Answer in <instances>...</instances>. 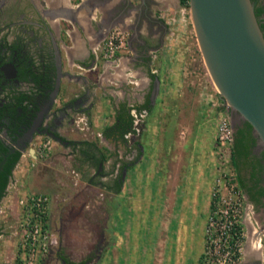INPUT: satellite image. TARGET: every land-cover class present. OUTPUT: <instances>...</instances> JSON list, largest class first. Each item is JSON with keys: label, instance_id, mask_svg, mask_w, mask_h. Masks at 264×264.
I'll return each mask as SVG.
<instances>
[{"label": "crops", "instance_id": "crops-1", "mask_svg": "<svg viewBox=\"0 0 264 264\" xmlns=\"http://www.w3.org/2000/svg\"><path fill=\"white\" fill-rule=\"evenodd\" d=\"M32 1L34 28L42 29L41 21L46 22L53 35L60 38L64 72L54 106L86 95L75 108L79 131L86 125L92 130L93 135L84 139L96 141L99 132L113 124L116 104H126L133 94L148 90L147 71L159 70V91L148 113L140 119V155L124 166L119 191L109 182L108 246L98 264H197L219 159L215 114L220 96L211 86L213 99L199 102L193 96L190 101L189 96L188 101L181 100L180 91L174 92L173 86L167 85V77L175 78L174 72H167L165 77L160 66L151 64L168 34V22L162 12L180 1ZM115 26L129 32L130 55L102 60L104 38ZM92 57L96 64L88 67ZM124 58L144 64L146 72L133 67L130 72H119L117 66L120 70L126 67ZM131 74L143 80L144 89L129 84L126 88L108 86L110 82L123 85L126 80L136 81ZM120 76L123 77L118 79ZM166 111L169 115H165ZM104 141L108 152L112 151L109 142ZM15 174L21 178L26 170L16 169ZM20 184L21 180L19 186L8 188L0 200V264L16 262L20 214L17 199L32 191Z\"/></svg>", "mask_w": 264, "mask_h": 264}, {"label": "flooded vegetation", "instance_id": "flooded-vegetation-1", "mask_svg": "<svg viewBox=\"0 0 264 264\" xmlns=\"http://www.w3.org/2000/svg\"><path fill=\"white\" fill-rule=\"evenodd\" d=\"M33 8L32 0H0V142L6 148L3 158L17 150L22 152L38 137L49 135L53 139V146L60 144L69 150V163L74 166V153L78 148L73 149L72 144L84 138L70 134L80 130L75 122V108L86 99V95L54 106L64 72L60 38L53 35L46 22L41 21L42 29L34 28ZM95 64L92 57L87 65L92 67ZM133 64L134 68L146 72L144 64ZM147 73L150 78L149 89L133 94L126 104L121 102L124 104L123 110L127 108L134 117L133 128L126 132L123 143L116 142V139L110 141L102 135L112 145L114 154L108 159L111 161L107 168L101 162L98 163L96 170L92 171L93 178L104 169L109 173L101 178L109 179L114 184L120 166L132 163L140 155L142 148L135 138L140 133L137 125L155 100V97H151V91L154 78L159 77V70L149 69ZM138 79L140 82H134L136 88L144 89L141 85L143 80ZM118 104L114 122L117 121L116 115L122 111ZM89 128L88 125L83 127ZM250 148L248 157L241 158L238 177L243 182L241 184L238 180V183L245 198V208L249 207L257 218H247L245 214L242 218L249 235L244 255L254 256L257 261H244L243 264H264V146L255 136ZM92 150L95 149L90 148ZM80 154L84 153L80 151ZM117 156L122 158L123 163L122 160L115 163ZM80 182L83 184H79L80 188L76 192L59 201L58 214H48L49 226L57 238L49 252L59 264H98L108 246L107 211L104 217H97L95 214L98 209L95 210L93 203L92 213L88 211L94 194L105 187L90 180L80 179Z\"/></svg>", "mask_w": 264, "mask_h": 264}, {"label": "rangeland", "instance_id": "rangeland-1", "mask_svg": "<svg viewBox=\"0 0 264 264\" xmlns=\"http://www.w3.org/2000/svg\"><path fill=\"white\" fill-rule=\"evenodd\" d=\"M162 14L168 22L167 24L169 26L168 27L169 29H168V34L166 35L164 39L163 47L160 48V50L157 53L158 56H155L151 62L152 66L154 65L160 66L165 77L168 74L167 72L169 71L174 72L175 78L167 77V80H168L167 85L173 86L172 89L176 90L174 92L180 91L179 98H181V100L183 99V100L188 101L189 96H191L190 101H193V96H194L198 98L197 100H199V102L208 100V98H212V99L215 98L214 95L211 94L213 91L211 86H214L216 89L217 87L215 86L210 76V73L204 62L201 50L199 48L198 40L195 34V30H194V26H193V22L191 18L189 3L186 5H182L180 2H176L174 6H170L166 10H163ZM121 29L124 30L123 28ZM124 32H125V38L127 41V45L124 48H122L119 52H117L116 56L113 58H104L101 52L102 60L104 59L106 60L116 59L117 60L119 56L122 54L130 55V49L128 46L129 32L127 30H124ZM124 61H126L125 62L126 67L120 70V66L119 67L117 66V70H119V72H122L123 70H125L126 72L132 71V69L134 68L133 63L138 62L130 58H127V59L124 58ZM129 76H132L133 80L140 82V80L138 79L139 77L137 75L133 76L131 74ZM122 77L123 76H120V78L118 77V79H121ZM125 82L126 83L123 84L124 86L117 82H110L108 86H112L114 88H119V87L126 88L125 86H127V84L136 86V84L134 83L135 81L128 83V81L126 80ZM181 91H183L182 95H181ZM222 100L223 98L220 97V102ZM219 108L220 106L218 105V102H217V110L215 114L216 125L218 122ZM196 111L198 112L199 110H196ZM169 113L170 112L167 113L166 111L165 115H169ZM243 121L244 120L240 116H238L235 110H233L232 117H231V124L233 128V132L238 126L242 125ZM137 126L140 127L139 124ZM91 131H92L91 128L83 129L82 131H79L77 129L76 131L72 132L70 136L77 137V138H83L84 136L93 135ZM139 135L140 133L136 135L137 139H139ZM97 137L99 139L97 138L96 141L99 143V145L102 148L106 147L104 145L105 144L104 140L106 139L102 137L101 132H99V135H97ZM101 138H103L104 140L103 139L101 140ZM108 145L112 148V145L110 143ZM216 145L218 149L219 145L217 142H216ZM222 149L224 150L225 148L222 147ZM226 151L228 152L226 154H227V157L229 158V155H228L229 148L224 150V153ZM220 153H221L220 150L216 151L217 156L220 155ZM228 158L226 160H224V158L223 160L218 159V162H216L215 164V174L213 177V184L211 188V199H212V193L215 190L214 187L216 186L217 177L219 175H222L223 170L227 169L230 166ZM69 159H70L69 150L65 146H62L60 144L54 145L52 153L46 159L37 162L32 167H29L28 169H26V175L24 174V176H22L21 178L19 177L22 184H24V187H28L32 191L46 192L49 195L50 197V209H49L50 216H52V214L53 215L58 214L59 205H60L59 201L63 197L72 195L74 192H76L80 188L79 184H83L80 182V179H82L81 173L77 171V169H75V167L69 163ZM109 163L110 162L107 158L106 161L102 163V165L103 167L107 168ZM232 168H233V171L235 170L234 172L238 176V172L236 168H234L233 165H232ZM89 170L94 171L96 170V167L95 166L89 167ZM238 190H239V196L241 197V200H242L241 220L244 217V214H245V217L247 216V218H250V216H252V218L253 217L256 218L255 215H253V212L249 209V207L245 208V198L242 195L240 186L238 187ZM90 192H92V190H90ZM107 199H108L107 189L103 188L100 190L99 193H95L94 196L92 197V201H90L91 203L89 204L88 211L92 213L91 208H92V203H93L95 210L98 209L95 215L97 217L101 216L100 218L104 217V213L106 212V208H107L106 207ZM206 220H207V217H206ZM206 224L207 223L205 221L202 251L204 249V244L206 241V236H205ZM244 230H245V238H244L243 248H242L240 258L236 261L229 262V264H233V263L236 264L238 261H241L240 263L243 264L244 261L252 262L255 260L254 256L248 257L244 255L246 238L247 236H249L245 225H244ZM202 251L200 253L199 258L197 259V264H200ZM103 254H105V252H103ZM256 261L257 259L255 260V262ZM36 264H59V263L55 262L54 258H52V253L48 252L45 256L39 258Z\"/></svg>", "mask_w": 264, "mask_h": 264}, {"label": "built area", "instance_id": "built-area-1", "mask_svg": "<svg viewBox=\"0 0 264 264\" xmlns=\"http://www.w3.org/2000/svg\"><path fill=\"white\" fill-rule=\"evenodd\" d=\"M126 45L124 30L119 27L110 28L103 41L102 56L113 58ZM219 106L215 132V139L219 145L218 151H221L218 158L226 160L228 152L224 153V150L229 148L230 166L217 177L215 190L212 193L205 228L206 241L200 264H229V262L238 260L245 238L244 225L241 220L242 200L239 196L238 176L235 170L233 171L231 159V146L234 138L231 124L233 108L224 99ZM76 124L78 125L77 122ZM222 147L225 149L223 150ZM52 150L51 136L42 135L35 139L26 150L21 152L6 190L19 186L20 178L15 174L16 169L26 170L34 166L37 162L46 159ZM20 185L24 186L22 182ZM17 203L20 207V214L17 219L19 238L15 264H36L37 260L45 256L57 241L48 223L50 197L46 192L26 191L18 197Z\"/></svg>", "mask_w": 264, "mask_h": 264}, {"label": "water", "instance_id": "water-1", "mask_svg": "<svg viewBox=\"0 0 264 264\" xmlns=\"http://www.w3.org/2000/svg\"><path fill=\"white\" fill-rule=\"evenodd\" d=\"M189 5L199 48L219 96L251 124L264 146V33L252 0H189ZM159 83L156 76L152 98ZM125 171L126 167L122 178Z\"/></svg>", "mask_w": 264, "mask_h": 264}, {"label": "trees", "instance_id": "trees-1", "mask_svg": "<svg viewBox=\"0 0 264 264\" xmlns=\"http://www.w3.org/2000/svg\"><path fill=\"white\" fill-rule=\"evenodd\" d=\"M182 5H186L189 3V0H179ZM254 4V11L257 16L259 25L264 33V0H252ZM124 104H120L122 107V111L120 114H117V121L113 124H110L102 129V135L108 140L116 139V142H121L126 139L124 135L126 132L130 131L133 128V120L134 117L128 112L127 108L124 107ZM233 143L231 146V159L234 167L237 172H239V164L241 162V158L248 157L250 153V147L254 143L255 136L253 135V130L251 124L244 120L241 126H238L234 132ZM73 149L76 147L78 150L74 153V167L81 173V178L83 180H90L92 183H98L102 187L108 189L109 179H102V175H106L109 172L107 170L102 169L101 172L97 173L95 177H92V171L89 170V167H98V163H104L109 155L114 154V151L108 152L107 148H102L97 144L95 140L81 139L73 142ZM83 147H87L83 149ZM90 148H94L95 150L90 151ZM84 153L83 155L80 154ZM83 151V152H82ZM6 152V148L0 142V161L3 159L4 153ZM110 153V154H109ZM96 154V155H95ZM116 154V152H115ZM21 152L19 150L8 153L1 163L0 167V200L5 194L6 186L8 184L9 178L13 172L16 162L19 160ZM137 156L135 157V159ZM118 160H122V158H115V163ZM123 163V160H122ZM126 163H123L116 177L114 178V189L119 191L123 178L121 174V169L125 166ZM103 166V165H102ZM239 183L242 184V178L238 177Z\"/></svg>", "mask_w": 264, "mask_h": 264}]
</instances>
